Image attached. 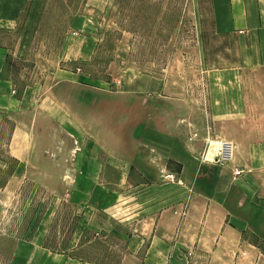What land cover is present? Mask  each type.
Returning <instances> with one entry per match:
<instances>
[{"label": "rangeland", "instance_id": "1", "mask_svg": "<svg viewBox=\"0 0 264 264\" xmlns=\"http://www.w3.org/2000/svg\"><path fill=\"white\" fill-rule=\"evenodd\" d=\"M42 13L34 24L26 20L32 17L30 14L26 18L22 14V28L14 33L0 32V45L12 52L6 75L13 79L21 94L35 99L49 90L46 74L60 66L70 72L82 68L83 76L92 81L89 89L60 84L50 96L74 114L78 123L108 151L115 153L117 148L118 152L107 159L110 166L104 171V179L118 180L119 173L112 168L113 163L118 165L113 155L134 161V154L139 150L144 156L139 158L141 165L151 164V167L147 165L150 169H144L138 161L134 162L137 167L131 185L124 188L121 205L111 212L119 224L123 226L137 220L158 198L162 199L161 203L172 199L173 205L182 204L179 213L188 211L194 190L191 183L186 184L182 179L180 161L171 153H157L137 145L138 135L151 128L163 134L169 130L182 133L193 140L191 143L202 146L198 153L194 151L200 161L197 171L202 167L205 174L199 191L210 192L216 198L230 193L231 176L237 171L235 162L221 165L215 158L221 141H244V136L240 128H231L229 122L220 117L228 116L230 95L238 93L241 85L255 84L249 96L259 95L263 92L264 78L257 79L250 73L242 76L241 81H230L228 70L242 63L241 52L234 36L216 35L211 0H105L102 9L88 8L86 0H51L44 5ZM85 14L94 22L95 55L86 64H65L60 61V55L70 21ZM24 44L26 50L22 51ZM140 76L167 82L170 86L167 97L174 103L152 98L146 105L141 96H127L129 93L124 90H116L122 82L127 87L131 82H138ZM42 123L49 129L38 130L30 179L20 190L16 186L5 189L7 176L0 174V264H12L18 244L30 239L37 226L48 230L45 245L51 251L115 264L118 251L112 259L101 246L83 249L78 245L76 248L77 236H73L76 242L72 243V233L82 213L77 192L73 191L74 178L65 174L66 166H63L67 165L72 140L64 141V150L55 153L54 142L60 145L61 139L53 134L62 135V132L59 128L52 132L49 121L42 119ZM259 123L254 122V128ZM253 155L259 161L264 153ZM193 162L197 167V161ZM242 170H247L246 166ZM144 173L156 176V179L151 178L156 183L133 186L142 180ZM262 205L264 207V203ZM112 242L120 245L116 239ZM195 255H191L190 261Z\"/></svg>", "mask_w": 264, "mask_h": 264}, {"label": "crops", "instance_id": "2", "mask_svg": "<svg viewBox=\"0 0 264 264\" xmlns=\"http://www.w3.org/2000/svg\"><path fill=\"white\" fill-rule=\"evenodd\" d=\"M49 1L0 0V32L14 33L22 28V14L25 18L30 14L32 17L26 20L34 24ZM86 3L88 8L102 9L105 0H86ZM211 11L216 35L234 36L241 52L242 63L228 70L230 81H241L242 76L250 73L257 79L259 76L264 78V0H211ZM92 24L94 22L87 14L70 21L60 61L86 64L93 59L97 39ZM21 49L26 50V45ZM11 56L8 47L0 45V174L7 176L5 189L16 186L20 190L30 179L37 153L38 130L49 129L42 119L51 123L52 132L59 128L62 135L58 132L53 135L61 139V144L56 146L57 142L53 141L54 152L63 151L64 141L72 140L66 157L67 165L63 166H66L65 174L74 178L73 191L77 192L79 208L82 209L79 225L72 233V243L76 242L73 236L78 238L76 248L78 245L83 249L101 246L106 248L107 256L112 259L118 251L115 264H191L194 260L196 264H264V156L258 161L253 155L264 153V83L263 92L255 96H249L250 90L254 92L252 87L255 84L249 86L246 82L241 85L238 93L235 91L230 95L228 116L220 117L228 121L231 128H240L244 136V141L233 140L238 150L237 159L231 164L235 162L234 169L243 173L236 176L234 171L230 193L216 198L210 192L199 191L198 186L204 184L205 174L202 167L197 171L200 161L198 156H194V151L198 153L202 146L191 143L193 140L182 133L169 130L163 134L151 128L138 135L137 145L176 156L181 163L182 179L186 184L191 183L194 192L185 218H181L179 213L182 204L173 205L172 199H164L161 203L162 199L158 198L154 200L157 201L154 206L151 203L148 209L143 210V215L139 214L140 218L122 226L111 212L121 205L124 188L131 185L130 180L137 167L134 162L138 161L141 167L139 158L144 156L139 150L134 154V161L113 155L112 158L118 162V165L112 164L119 173L118 180L110 182L104 179V171L110 166L107 159L118 152L117 148L115 153L108 151L78 123L74 114L50 96V92L60 84L89 89L92 81L83 76L82 68L70 72L60 66L46 74L49 90L35 99L21 94L13 79L6 75ZM140 77L138 82H134L137 84L131 82L127 87L122 82L116 90H124L129 93L127 96H141L146 105L152 98L174 103L167 97L170 88L167 82ZM254 122L260 123L254 128ZM193 161H197V167L193 166ZM57 165L60 166V162ZM147 165L151 167V164ZM147 165L142 167L150 169ZM245 166L247 170L243 171ZM151 178L157 177L141 174L142 180L133 186H152L156 181H151ZM34 232L30 239L18 244L12 264H105L99 259H81L51 251L45 245L48 230L37 226ZM114 239L120 241V245L114 244ZM193 253L196 255L190 261Z\"/></svg>", "mask_w": 264, "mask_h": 264}, {"label": "built area", "instance_id": "3", "mask_svg": "<svg viewBox=\"0 0 264 264\" xmlns=\"http://www.w3.org/2000/svg\"><path fill=\"white\" fill-rule=\"evenodd\" d=\"M237 150L238 145L235 142L227 140L221 141L219 151L215 158V162L221 165L231 163L236 156ZM242 173L243 172L241 170H237L235 175L240 176ZM186 215L187 213L185 211L180 213V216L182 218H185Z\"/></svg>", "mask_w": 264, "mask_h": 264}]
</instances>
